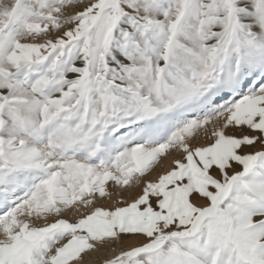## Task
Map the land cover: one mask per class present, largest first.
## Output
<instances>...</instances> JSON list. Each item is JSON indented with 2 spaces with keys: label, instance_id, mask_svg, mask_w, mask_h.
I'll use <instances>...</instances> for the list:
<instances>
[{
  "label": "snow or ice",
  "instance_id": "6c2138e0",
  "mask_svg": "<svg viewBox=\"0 0 264 264\" xmlns=\"http://www.w3.org/2000/svg\"><path fill=\"white\" fill-rule=\"evenodd\" d=\"M0 264H264V0H0Z\"/></svg>",
  "mask_w": 264,
  "mask_h": 264
},
{
  "label": "rangeland",
  "instance_id": "374dc122",
  "mask_svg": "<svg viewBox=\"0 0 264 264\" xmlns=\"http://www.w3.org/2000/svg\"><path fill=\"white\" fill-rule=\"evenodd\" d=\"M126 239H134V238H126Z\"/></svg>",
  "mask_w": 264,
  "mask_h": 264
}]
</instances>
